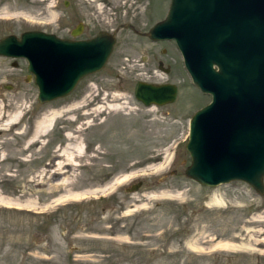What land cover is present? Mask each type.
Listing matches in <instances>:
<instances>
[{"label":"rangeland","instance_id":"rangeland-1","mask_svg":"<svg viewBox=\"0 0 264 264\" xmlns=\"http://www.w3.org/2000/svg\"><path fill=\"white\" fill-rule=\"evenodd\" d=\"M70 1L0 0V36L52 30L61 12L85 15L89 32L115 22L133 30L120 25L105 64L45 102L26 60L0 56V110L20 112L0 128V195L9 201L0 203V264H222L259 255L264 191L236 179L204 185L184 173L187 121L209 95L190 82L171 39L135 32L160 19L168 0ZM138 79L174 83V100L142 104L133 94ZM53 109L49 129L30 142L35 121ZM213 191L223 204L208 202Z\"/></svg>","mask_w":264,"mask_h":264},{"label":"water","instance_id":"water-1","mask_svg":"<svg viewBox=\"0 0 264 264\" xmlns=\"http://www.w3.org/2000/svg\"><path fill=\"white\" fill-rule=\"evenodd\" d=\"M145 33L151 39H172L192 84L210 95L189 116L184 144L189 163L184 173L204 185L241 180L262 193L264 0H169L165 15ZM39 40L50 49L55 42L83 55L76 56L79 60L72 68L47 71L34 60ZM114 40L105 30L69 40L27 29L0 36V55L27 58L36 99L45 102L68 94L79 79L99 70ZM176 91L168 81L138 79L133 86L134 97L144 105L171 102ZM140 183L132 181L125 190H135Z\"/></svg>","mask_w":264,"mask_h":264},{"label":"bare ground","instance_id":"bare-ground-1","mask_svg":"<svg viewBox=\"0 0 264 264\" xmlns=\"http://www.w3.org/2000/svg\"><path fill=\"white\" fill-rule=\"evenodd\" d=\"M34 39V38H33ZM41 40L37 41L39 42L40 44L38 45V48L36 49V53H35V58L34 60L38 61L41 65H43L44 68H46V70H56L58 67H62V69H69L70 67H74L75 63H76V60H79L76 58V56H79V58L83 55L81 54L77 48H66V50H63L64 48H61V45L59 46L58 44H56L55 42H51L52 45H51V49L47 46V45H42ZM33 45V44H32ZM58 47L61 49V51L58 50ZM79 47V46H78ZM84 48V47H83ZM30 49V48H29ZM27 64L29 61H27V58H25ZM39 68H42L41 66H39ZM33 75V74H32ZM121 95H116L114 94L112 97H120ZM85 103V102H84ZM123 105L121 104H117V103H107L105 105L106 108H109V109H117V108H122ZM100 107V108H104L103 105H98L96 107V109ZM99 109V108H98ZM20 115V112H15L13 114H6V117L5 115L2 113V110H0V128L4 127L5 124H12V123H15L17 120H18V117ZM58 115V111L56 109H53V110H49L47 113H45L44 115L40 116L39 119H37L35 121V125H34V129H33V132L30 136V139L29 141H33L34 139L38 138L39 135L41 134H44V132H46L49 127L51 126V123L52 121L56 118V116ZM66 135L68 137L71 136V133H66ZM28 143V142H27ZM69 145L68 143L64 146L63 149H61L60 151V154L64 155L67 159V157H69V153L70 155L72 154L71 152H73L72 150H69ZM76 151H78V149H76ZM75 151V152H76ZM71 162V160L69 161ZM59 163V162H57ZM61 163V162H60ZM62 164V163H61ZM59 165V164H57ZM60 169V168H58ZM246 183V182H245ZM112 184V183H111ZM111 184H109L108 186H110ZM115 184V183H114ZM219 184V183H217ZM216 185V184H215ZM250 185V184H249ZM108 186H106L105 188H107ZM103 188V189H105ZM101 189V190H103ZM95 191V190H93ZM88 192H92L91 190L87 191ZM102 192V191H101ZM81 193V192H80ZM164 193V192H163ZM83 194V193H82ZM72 195V194H71ZM163 195V194H162ZM166 196L167 195H173V194H165ZM163 195V196H165ZM81 196V195H80ZM5 196L1 197L0 195V203H8L9 201L6 200L4 198ZM173 197V196H171ZM221 197L218 196L216 193L211 192L209 194V197H208V202H210L211 204H214V205H221L223 204V201H221ZM11 203V202H10ZM209 204V203H208ZM7 205V204H6ZM258 215L256 216V219H258ZM261 219V218H260ZM262 230V229H261ZM264 238V237H263ZM194 240V239H193ZM196 240V239H195ZM263 240V239H262ZM189 241V240H188ZM187 241V242H188ZM197 241V240H196ZM196 241L194 242H191L192 244H194V246L196 247ZM186 243V242H185ZM190 243V241H189ZM220 244H223L222 246L224 247H227L228 246H231L233 245V243H229L227 241H218L216 243H214V245H220ZM189 248L191 246L187 245ZM221 246V247H222ZM193 247V246H192ZM233 247V246H232ZM198 248V247H197ZM196 248V249H197ZM213 248V247H212ZM230 248V247H229ZM192 250H194V248H192Z\"/></svg>","mask_w":264,"mask_h":264},{"label":"flooded vegetation","instance_id":"flooded-vegetation-1","mask_svg":"<svg viewBox=\"0 0 264 264\" xmlns=\"http://www.w3.org/2000/svg\"><path fill=\"white\" fill-rule=\"evenodd\" d=\"M62 2L64 3V5H70L71 1L70 0H62ZM123 3L126 2V0H122ZM80 13L78 12H61L60 14L57 13L56 14V24H55V28L52 29V30H43L45 32H50L52 33L54 36H56L57 38H61V39H69V40H76V39H86V38H89V37H92L94 36L95 34H97L98 31L100 30H105L109 33H111L113 36H114V44H113V48L116 44V41H117V36H116V31L117 29L121 26H124V27H129L130 29L133 28V25H131L130 23L128 22H115V23H112L111 25L112 26H109L107 29L102 27V28H98L94 31L93 29V32H89V27H88V24H89V21H85V15L83 16V19L82 17L79 16ZM96 23L99 24L100 22L96 20ZM91 24L94 26L95 28V22L94 20H91ZM110 25V24H109ZM42 30V29H41ZM133 30V29H132ZM137 34L139 35H144L146 36L147 38H149L147 36L146 33H144L145 31H135ZM150 39V38H149ZM112 48V50H113ZM24 59V58H22ZM27 77L28 78H32V74L30 72L27 71ZM255 190V189H254ZM260 195L262 193H259ZM261 209H264V208H261ZM262 229V230H261ZM258 233H261L260 234V239H263V241H256V246H253L252 248L254 250L257 251V254L259 255H249V258L247 259V257L245 258L246 260H231V259H228L226 261H224L222 264H232V263H235V264H264V226L263 227H260L258 229ZM219 241V240H217ZM220 241H227L229 243H232L230 242L229 240H220ZM215 243V242H214ZM263 245V246H261ZM250 247V245H249Z\"/></svg>","mask_w":264,"mask_h":264}]
</instances>
